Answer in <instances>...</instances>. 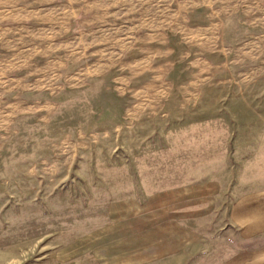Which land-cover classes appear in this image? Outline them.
<instances>
[{
    "label": "rangeland",
    "instance_id": "rangeland-1",
    "mask_svg": "<svg viewBox=\"0 0 264 264\" xmlns=\"http://www.w3.org/2000/svg\"><path fill=\"white\" fill-rule=\"evenodd\" d=\"M122 53H43L47 96L26 97L0 137V264H214L232 203L264 187L258 60L243 72L234 55L193 97L142 99L135 71L162 94L153 81L173 68L159 51L138 52L143 68Z\"/></svg>",
    "mask_w": 264,
    "mask_h": 264
},
{
    "label": "crops",
    "instance_id": "crops-1",
    "mask_svg": "<svg viewBox=\"0 0 264 264\" xmlns=\"http://www.w3.org/2000/svg\"><path fill=\"white\" fill-rule=\"evenodd\" d=\"M61 49L119 52L114 65L129 51L131 68L147 67L138 60V52H162L174 72L172 78L165 73L153 81L164 91L150 93L152 81L142 80L146 69H140L133 74H140L131 89L133 97H193L190 87L218 82L219 66H235L236 54L243 72L257 60L264 67V0H0V137L9 115L24 113L26 97L36 105L47 96L42 91L43 66L50 69L55 61L43 60V53ZM26 51L33 52L32 58H23ZM174 53L177 59L171 63ZM219 55L224 56L220 63ZM85 61L89 65L88 58ZM73 63L68 59L63 64ZM27 66L32 70H25ZM31 76L33 91L27 83ZM253 193L262 196L258 204L246 197ZM239 198L218 225L226 249L214 264H264V187Z\"/></svg>",
    "mask_w": 264,
    "mask_h": 264
}]
</instances>
